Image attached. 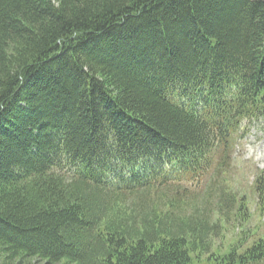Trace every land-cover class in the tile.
Listing matches in <instances>:
<instances>
[{
    "label": "trees",
    "instance_id": "trees-1",
    "mask_svg": "<svg viewBox=\"0 0 264 264\" xmlns=\"http://www.w3.org/2000/svg\"><path fill=\"white\" fill-rule=\"evenodd\" d=\"M260 123L264 0H0V264H264Z\"/></svg>",
    "mask_w": 264,
    "mask_h": 264
},
{
    "label": "rangeland",
    "instance_id": "rangeland-1",
    "mask_svg": "<svg viewBox=\"0 0 264 264\" xmlns=\"http://www.w3.org/2000/svg\"><path fill=\"white\" fill-rule=\"evenodd\" d=\"M264 169V123L254 124L249 126L248 131H245L244 136L236 141L232 151V162L229 167V188L238 193L240 196L245 195L249 201V210L252 216L245 224L248 228H255L264 219V214L261 216V209L256 206V193L253 190L254 182L260 170ZM227 174V173H225ZM224 176V175H222ZM213 181V180H212ZM220 181V179H219ZM203 186V183H202ZM217 181L211 186V192L216 196L218 194ZM192 189H199L201 185L195 186V182L190 184ZM203 188V187H202ZM201 195L202 192L200 193ZM215 196L213 198H215ZM203 197V196H202ZM263 225V224H262ZM240 232V228L236 223H229L228 230L225 231L223 243L226 245ZM222 238V237H221ZM221 238L215 241V247L221 242ZM26 264H45L44 261L33 259Z\"/></svg>",
    "mask_w": 264,
    "mask_h": 264
}]
</instances>
